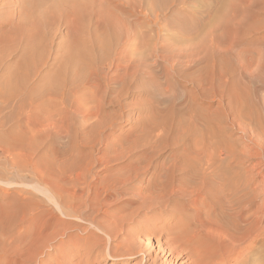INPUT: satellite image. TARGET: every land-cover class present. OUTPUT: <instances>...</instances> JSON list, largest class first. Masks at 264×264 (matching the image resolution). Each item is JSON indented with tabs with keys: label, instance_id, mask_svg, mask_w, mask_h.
Here are the masks:
<instances>
[{
	"label": "bare ground",
	"instance_id": "1",
	"mask_svg": "<svg viewBox=\"0 0 264 264\" xmlns=\"http://www.w3.org/2000/svg\"><path fill=\"white\" fill-rule=\"evenodd\" d=\"M114 1L132 12L136 9L137 0H0L3 7H20L19 12L0 13V65L7 57L20 54L0 79V98H20L26 89L22 81L28 77L27 68L42 65L45 49L61 52L53 58L51 78L23 93L22 102L28 107L22 104L18 109L27 107L28 111L18 112L24 114L20 126L30 127V134L25 135L33 134L26 139L29 146L23 133V140L8 133L12 137L7 135L5 145H0L11 169L30 173L35 183L18 182V189L4 195L0 264H64L79 256L84 245L65 247L54 255L62 244L53 247L52 243L74 230H85L98 243L109 242L108 252L104 246L98 250L95 242V250H91L123 264L137 258L140 264H158L163 257L162 263L264 264V63L259 58L253 59L255 63H236V81L230 79L235 83H226L219 95L213 81L198 82V94L227 103L203 117L198 114L197 120L183 101L187 106L183 105L182 116L186 118L181 112L177 115L188 126H199L197 131L189 127L200 132L202 148H186L183 142L179 145L182 151L173 154L170 162L158 161V148L150 152L141 148L135 153L142 133L113 139L108 131L115 130L123 115H114L109 109L122 112V98L135 84L146 82L167 96L168 89L157 81L160 75L181 77L194 65L214 62L218 42L214 33L218 32L209 31L185 45L175 43L162 54L158 53L162 47L154 49L150 58L136 57L127 49L135 37L133 26L107 6ZM251 1L231 0L219 19L226 26L240 23L238 17L249 16ZM90 26L105 33L92 35ZM58 35L60 41L55 42ZM90 50L94 53L89 55ZM155 58L163 61V68ZM85 88L88 92L78 95ZM233 91L241 103L239 110L233 106ZM47 102L51 115L41 108L43 103L50 105ZM221 123L227 126L219 127ZM149 124L142 121L141 127L153 133L155 126ZM232 128L240 132L239 152L223 141L224 133ZM149 134L147 131V137ZM47 142L51 144L48 163L37 157ZM107 171L110 174L102 177ZM148 219L155 222L147 224ZM82 226L85 228L80 230ZM145 234L148 237L143 241Z\"/></svg>",
	"mask_w": 264,
	"mask_h": 264
},
{
	"label": "rangeland",
	"instance_id": "2",
	"mask_svg": "<svg viewBox=\"0 0 264 264\" xmlns=\"http://www.w3.org/2000/svg\"><path fill=\"white\" fill-rule=\"evenodd\" d=\"M15 1H19V0H15ZM230 1L231 0H140V1L137 0L136 9L133 12L130 11L126 6L120 4V2H118V1L117 2L114 1V2H112V4H107V6H110L109 8L117 16L122 18V20H124L126 23L133 26V29H134L133 34L135 37H134V40L132 42L131 47L130 48L128 47L127 49H128L130 54H134V56H136V57H140V55H141V58L149 57L150 56L149 54H151L154 51V49H156L158 51V50H160L161 47H162L161 52L158 51V53L162 54V53H164V51H166V48L175 46V43H177L176 46L178 44L179 45H181V44L185 45V44H187V42H189L191 40L196 42L197 40L202 39L204 36H207L209 31L212 32L213 30H215V32H218L217 35H216V33H214L215 34V40L218 38V40H216V42L217 41L218 42L216 43L217 48L215 51L216 56L214 58V62L213 61L208 62V64L205 62V63H202L198 66L194 65L193 68L188 69L189 71L186 70L187 72L185 71L186 73L184 72V75L181 77H175V76L173 77V75H171V77L166 78V76H164L163 74L160 75V78H158L157 81L159 84H162L163 87H166L168 89V92H169V94L167 93L168 97L166 95H165V97L163 95H161L158 91L155 90V88L150 87V85L146 82L142 83L141 85L135 84V85H132L130 87V89L125 93V95L121 101V103L124 105L122 112H117L116 108H114V109L110 108L109 109V110H112L113 112H115L114 115H117V114L123 115V119L117 121V124L115 126V130L114 131H108V134H110L113 139H115L117 137L123 138V137H125V135H127L129 133H131L132 137L133 136L135 137V135L137 137L140 135V133H142L141 134L142 137H141V139H139V142H141V143H139L140 145L138 144L139 148L137 147L135 149L136 152L135 151L134 152L138 153L139 151H142V149H145V150L147 149V151H149V152L151 150L157 151V148H158V152L160 155V159L158 161H163V162H164V160H165V162H170L173 154H175L177 152H181L182 149L180 146L183 144V142H185L183 144L185 147H186V145H188L186 148H190V147L191 148H195V147L202 148L203 138H202L200 132L196 133V131L199 129V126H197L198 128L196 129V127H192L191 125H189V126H191V128H194L196 130V131L194 130L195 134H192V133H194L193 129H191L187 125L186 121L184 120L186 117L182 116L183 105L185 106V103L187 101V105L189 104L188 106L186 105L187 108L189 109L187 111H190L191 114H194L193 116L197 120L199 115H200V117H203L205 114L209 113L210 111L211 112L214 111L215 108H217V106L223 105L222 107H224L225 106L224 104H225V102L227 103V101L223 100L220 102V99H218V98L211 101L208 98L201 96L197 92L198 91V85H197L198 82H202V84L205 85V82L208 83L209 81H213L215 87L217 86V88H216L217 94L219 95L222 93V91H224L226 83L231 81L230 79L236 81L235 76L237 74L235 71H237V69H238V68L236 69V66L238 67V65H236V63L241 64L242 63V62H240L241 60L243 62H246V63H247V61H248V63H251V62L255 63V61L253 60L255 58H256L255 59L256 61H258L257 59L259 58V61L261 63H264V0H252L251 4H250L251 8H250V6L247 8L249 16L238 17V18H240V23L233 22L232 25L230 23L228 26H226L220 20L221 19L220 16L223 14L228 2H230ZM6 11L19 12L20 7H17V6L13 7L12 6V7L8 8L7 6L3 7L0 4V13L3 14ZM1 19H2V17L0 15V20ZM235 23H238V25ZM225 26L228 28H225ZM235 28L237 29V31ZM88 30H89V33L92 35H96V34L100 35V34L105 33L103 31L96 30L94 26H90ZM223 30H226L227 34L225 31L223 32ZM62 31H64V30H61V32ZM224 34H225V36H227V35L228 36L224 37L223 36ZM230 36H231V38H230ZM232 36H234L235 39L232 38ZM226 38H227V40H226ZM59 39H60V35L57 36V39H55V42L60 41ZM100 39L102 40L103 38H100ZM100 39H97V40H100ZM224 39L226 40V42ZM101 40L99 41V43H102ZM103 42H104V39H103ZM221 43H222L223 47H222ZM218 45H220V46H218ZM88 46L90 47V45H88ZM163 47H165V48H163ZM217 50H219V55L217 53L218 52ZM223 50H224V53H222ZM225 50H227V53H225L226 52ZM46 51L49 52V49H45V52L42 55L43 62H42L41 66L36 67V68L31 67V69L27 68L28 77L26 78V80L23 79V81H22V84L24 83L23 87H25L26 89L24 91H21L22 92L21 97L16 98V99L15 98H6L5 99V97L0 98V145L1 146H4L5 145L4 142H6L8 140V137H9L8 133H10V134L15 133L16 135H12V136H19L20 140L22 139V136H23V138L26 137L24 142L26 141V139L28 140L29 138H33L32 133H31L32 136L25 135V134H30V132L28 131L30 128L29 126L22 124L24 129L22 126H20L22 123V116H24V114L21 115V113H19V112L24 111L23 113H25L26 111H28L27 103H25L26 104L25 105L24 102H22V100L24 98L23 93L30 92L31 87L33 88L34 86L42 85L47 80L46 77H48V79L51 78L50 75H51L53 68H54L53 58L61 55L60 51L59 52H50V53H48ZM88 53L90 55V53H94V50H90V52H88ZM19 55L20 54L17 53V54H13L10 57H7L5 62L2 65H0V79H3L6 75V73H8V69H6L7 67L13 66L17 63ZM241 57L243 59H241ZM239 58H240V60H239ZM152 60H153V58H152ZM154 61L157 63V65L163 64L161 66L163 68L164 63L160 58H155ZM212 63H214V64H212ZM157 71L161 72L160 69H158ZM186 76H187V78H186ZM233 82L232 83L229 82L228 85L232 86ZM162 85H161V87H162ZM146 90L148 92H146ZM87 92H88V88L81 89L78 92V95L86 94ZM233 93H234L233 94L234 96L232 95L234 97L233 106L235 108L237 105V109L239 110V108H240L239 105H241V103H237V102H240V100L239 99L237 100L236 93L234 91H233ZM175 96H176V98H175ZM173 99L174 100L176 99L175 103H174ZM177 99H178V101H177ZM183 101H185V103H183ZM47 103L49 104L50 102H47ZM181 103H182V106H181ZM22 104H23V106L25 105L27 107H24L22 109V111H20L21 110L20 106H22ZM190 104H193V105H190ZM43 105L45 106V104L43 103L41 108L44 109V111L46 109L45 112L46 113L49 112V115H51L50 114L51 113L50 110L52 111V107H50L51 103H50V105L46 104L50 108L47 106H45L46 107L45 108V107H43ZM194 107H195V109H194ZM208 107H210V108L208 109ZM187 108H185V111ZM185 111H183V112H185ZM197 111L199 113H196ZM179 112H181L180 114L184 119L180 116V114L177 115ZM195 113L197 114V117H196ZM142 121L147 122L148 124L151 123L149 125L155 126V127H152L153 129L155 128V131H153V133H151L152 130L142 129V127H141ZM184 122L186 125H184ZM18 125H19V127H18ZM225 126H227L226 123H224V124L221 123L219 125V127H225ZM21 129H22V131H21ZM232 129L230 131L224 133L225 135L223 137L225 139H223V141L224 142L226 141L225 144L228 142L227 145L229 147H231L232 149L239 152L241 150V143L242 142L240 140H237V137L240 136V132L236 128H232ZM11 130H12V132H11ZM146 130L151 134V136L149 134L150 137H147V131ZM185 130H189V131L187 132ZM17 131H18V133H17ZM161 131H162V133H161ZM143 132H146L145 133L146 135ZM154 132H155V134H154ZM173 132H174V134H173ZM184 132L188 135H186ZM21 133H23L22 136H21ZM156 134H158V135H156ZM7 135H8V137H7ZM153 135L154 136L156 135V136L153 137ZM184 135H185V137H184ZM12 136L10 135V137H12ZM27 136H29V137L27 138ZM196 136H197V138H195ZM156 137L158 139H156ZM6 138H7V140L4 141V139H6ZM192 138H193V140H192ZM1 139H3V140H1ZM1 143H4V144H1ZM142 143H144V144L148 143V145H150V146L144 147ZM25 144H26V146L27 145L29 146V141H26ZM49 144L50 143L47 142L44 144V147H42L43 146L42 145L41 146L42 149L40 148L39 153H37V157H38V155H39V157L42 156L41 159H43V162H47V163H48V159L50 158V156L47 154V149L51 145V144L50 145ZM200 144H202L201 147H200ZM141 146H143V147H141ZM24 148H25V145H24ZM28 150L29 149L27 147L24 149V151H28ZM46 155L49 158H47ZM43 156L45 158H43ZM77 157H80V156H77ZM0 159H1L0 160V182L1 183H10L9 186H6V185L0 183L1 184L0 185V209L3 211L4 204L6 203V198L4 195L6 193H8V194L12 193L14 191L13 188L18 189L20 187V186H18V185H20L18 182L24 181L25 184L30 183L29 185H31L32 183H34V180H33V177H31L30 173L27 174L28 172L26 174L25 173H16L13 168L11 169L10 165L8 164L9 159L6 157V155L2 154L1 152H0ZM168 160H170V161H168ZM4 163H5V165H4ZM50 163H53L52 158L49 161V164ZM120 163H121V161H120ZM108 171L102 172L101 176L102 177L108 176L110 174V172H108ZM16 175L18 177H16ZM146 177H148V176H146ZM31 181H32V183H31ZM11 185H13V186H11ZM26 188L30 189L28 187H26ZM34 194H35V196L43 197V195L38 193V192H34ZM0 221H1V219H0ZM154 222L155 221H153L152 219H148L146 221V223L150 224V225H152ZM158 224L160 225V223H156V225H158ZM124 227H127V225ZM82 228L84 229L85 227H83V226L80 227V230ZM99 237H102L101 239H103V236H99ZM147 237H148L147 234H145L141 237V240L145 241L147 239ZM94 238H95L94 236H91V235L88 236V234L85 233V230H84V232L79 231V230H74V232H70L68 237H64V238L60 237L52 243L53 247H59L60 244H62L59 249H56L57 252H52V253L54 255H56L59 252H61V250H64L65 247L70 246V248H71L72 246L75 247V246H78L80 244L79 246L84 245L81 249L82 251H80V255L77 256L76 258H68L67 260H65L63 262L64 264H82V263H88V264H123V262L111 261L106 256H103V255L101 256L99 254L97 255V252L94 253L93 250H95V248H93V247L95 246V244L98 243V242H96V240ZM86 239H88V241ZM113 239L114 240L112 241V245H115L116 239L115 238H113ZM90 240H91V242H90ZM85 241H86V243H85ZM94 242H95V244H94ZM102 243H103V245H102ZM86 245L89 249L86 247ZM154 246H156V243H154ZM103 248H104V252H108L105 250L109 249V242L107 244L105 243V245H104V241L99 242L97 249L101 251V250H103ZM91 249H93V250H91ZM90 254H91V256H89ZM96 255H97V257H94ZM154 255H155V253H153V256ZM52 257H53V255H52ZM164 258L165 257H163L157 263L158 264H179L180 263V262L162 263L165 260ZM129 263L130 264H140L139 258L131 259V261H129ZM184 264H190V261L187 263H184Z\"/></svg>",
	"mask_w": 264,
	"mask_h": 264
}]
</instances>
